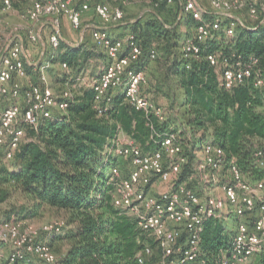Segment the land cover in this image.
Masks as SVG:
<instances>
[{"label":"built area","instance_id":"obj_1","mask_svg":"<svg viewBox=\"0 0 264 264\" xmlns=\"http://www.w3.org/2000/svg\"><path fill=\"white\" fill-rule=\"evenodd\" d=\"M7 11L15 10L14 0H0ZM155 7L165 3L168 6L179 4V21L190 16L198 23L193 35L182 43L186 55L199 57L201 45L223 34L236 39L240 33H250L264 29V0H151ZM101 21V26L93 31L95 43L104 49L110 63L94 82L97 106L101 114L107 111L115 97V92L124 88L130 105L146 114L155 113L163 119L160 110L143 92L147 83L145 70L140 66L144 51L133 36L114 37L109 26L120 24L124 19L121 9H113L105 0H32L22 17L28 22H39L44 17L65 16L75 29L82 28L83 15L91 10ZM3 20L0 19V44H2ZM14 30H17L14 29ZM40 35L30 30L26 36L16 33L0 51V146L5 148L8 160L15 157L16 151L27 139V127L37 129L39 124L52 116L54 110L66 112L72 100L69 91L57 94L47 84L44 73L41 82L28 80V50L26 40L38 43ZM54 49L61 46V30L54 24L50 36ZM156 58V53L150 55ZM209 62L220 74L221 86L227 90L243 84L255 77L257 86L264 88V73L260 58L254 54L243 55L233 52L220 56L208 54ZM64 69H69L63 63ZM27 83L24 85L23 81ZM264 112V105L262 108ZM116 156L130 161L128 174L123 175L120 166L112 169L111 182L115 185L114 206L133 217L146 235L152 236L162 252L164 262L169 264H206L202 250L206 222L212 218H228L235 215L237 231L228 251L223 252L215 264H241L255 255L264 252V181L252 182L241 171L235 161H228L226 152L219 147L207 145L203 156L195 152L194 171L186 177L191 181L194 172L205 183L222 184L230 205L227 212L222 197L203 195L196 189L181 183L189 156L175 134L160 142L156 151H146L135 142L126 145L117 143L111 149ZM257 165L264 168V148L255 153ZM229 177L225 178V174ZM165 183V189L155 194L151 189L155 181ZM231 215V216H232ZM254 215V220H244ZM231 216L229 218H231ZM64 222L45 227L44 233L62 232ZM8 246L9 264H62L55 257L52 244L39 237L38 230L23 227L14 219L0 220V263L6 255L1 247ZM153 255V249L146 245L138 255V261ZM59 262V263H58Z\"/></svg>","mask_w":264,"mask_h":264},{"label":"trees","instance_id":"obj_2","mask_svg":"<svg viewBox=\"0 0 264 264\" xmlns=\"http://www.w3.org/2000/svg\"><path fill=\"white\" fill-rule=\"evenodd\" d=\"M151 5L149 17L120 26L143 48L144 70L152 62L164 63L166 77L177 82V93L164 92L169 101L165 118L133 107L124 93L115 95L101 114L97 106L104 103L97 102L94 89L86 88L70 100L66 112L53 113L37 129L27 127L32 139L20 146L11 165L0 166V188L12 183L31 200L17 210L20 216L32 219L46 208L66 214L70 231L59 237L72 245L63 264H141L138 255L146 247L147 235L133 217L114 206L111 176L120 157L111 149L122 134L146 151L158 150L161 141L175 134L189 156L183 177L194 171L195 152L212 145L222 148L249 180L264 181V168L255 159L257 150L264 148V88L257 86L255 77L232 90L223 88L217 68L207 58L211 53L254 54L264 73V29L258 31L259 37L247 31L236 39L220 34L202 44V53L195 57L182 51L179 4ZM186 22L192 31L198 23L190 16ZM153 52L155 59L150 58ZM89 56L90 51L80 47L67 48L54 63L78 69ZM61 79L68 81L69 76H57ZM9 194L5 191L0 202ZM232 238L225 219L210 218L202 241L206 264H215L229 250ZM261 260L264 264V253Z\"/></svg>","mask_w":264,"mask_h":264},{"label":"rangeland","instance_id":"obj_3","mask_svg":"<svg viewBox=\"0 0 264 264\" xmlns=\"http://www.w3.org/2000/svg\"><path fill=\"white\" fill-rule=\"evenodd\" d=\"M17 1L14 0L15 3ZM105 1L113 9H121L124 12V19L121 22V25L122 24L126 25L129 22H135L142 17L147 18L150 16L149 12L153 11L151 0H105ZM26 3L27 2L23 0V2L19 5V7H21L22 5ZM17 7L15 5V9H17ZM93 8H94V3L92 2L90 3V9L93 10ZM87 12H90V10ZM0 19L3 20V27L6 29V31L2 33V39H3L2 44L7 43V40H6L7 34H9L8 36H13L16 33H20L21 35H23V32L33 29V25L26 23V21L24 19H21L19 15L8 14L1 1H0ZM84 25L85 24H83L82 22V28L78 29L77 31H74L76 35V41L79 39L78 35L83 30ZM116 25H117L116 30L119 31L122 26H120V24H116ZM16 28L17 30H14ZM118 31L117 33H121L120 35H122V37H127L128 34L130 33L129 30H126V29L120 30V32ZM179 31L182 33V43H184L187 40L188 38L187 36H189V31L190 33L193 34V31L187 27V22L185 19L180 23ZM254 35L255 37H259L261 33L255 32ZM2 44H0V51H1ZM50 69L51 70H49L50 72L48 73V85L52 86L55 89V92L57 94L61 93V91L62 92L69 91L71 93L72 98L78 94H81V92L83 91V88H82L83 81H78L77 78H73V77L69 78L68 81L64 79H61L60 81H58L56 72L60 70V66L55 67V68L52 66ZM145 72L147 75V83L145 84L146 86L143 85L142 90L144 93H147L150 95L153 102L154 101L158 102V100L160 99L162 101L163 98H166L164 95V92L170 95L175 94L176 90L174 87L177 84V82L175 79H169L166 77V73H165L166 69H165L164 63L160 64L158 62H152L150 63L149 68L145 69ZM64 75L65 74H63L62 76ZM36 82L40 83L41 82L40 78L38 81L36 80ZM122 93H124V88H120L117 91V95L122 94ZM176 108L177 109L181 108V104L179 101L176 104ZM53 113L55 115H58L64 112L59 111V110H54ZM119 138L122 141H124L125 135L124 134L120 135ZM30 139L32 138L30 136V131L28 129L26 141H29ZM26 141H24L23 143H25ZM203 150L204 148H200L197 151L199 158L203 156ZM12 163H13L12 160H8L6 158L5 148L0 146V166H8V165H11ZM118 166H120V168L122 169L123 175L126 176L128 174V170L131 167V164L128 159H122L120 157V160L118 161ZM194 173L195 174H194L193 180L190 181L186 176L185 177L182 176L179 178L180 182L190 185L191 187H193L194 189H196L199 193L203 195L210 194L215 197H222L226 203L227 212H229L230 210L229 200L225 192L223 191L222 184L215 185L214 183H211V182L205 183L199 179V176L197 175L196 172ZM228 177H229V174L227 173L225 174L224 179ZM165 187H166L165 183L158 180V181H155V183L152 185L151 190H154L156 194H159L165 189ZM5 191H9L10 194L8 195L5 201L0 202V220L14 219L17 223L21 224L23 227H26V228L33 227L34 229L38 230L39 237L42 240L44 241L46 240L47 242H50V243L54 241L52 242L53 243L52 250L55 253L56 259L62 262L63 258L65 257L66 253L68 252L69 248L72 245V242L70 240L62 236L59 237V234H61L62 232L66 235V233L70 231V227L67 225L66 214L60 213L51 208H46L43 211H41L37 217L32 218V219H26L20 216L17 213V210L20 209V207L23 205H29L31 201L30 198L24 195L18 188H15L14 184L12 183L6 184L2 188H0V196L3 193H5ZM230 216H228V218H224L226 221V226L228 228L231 227L233 231H237V228H238L237 217L235 215H232L231 218H229ZM244 220L252 221L254 220V215L246 216ZM59 222H64L65 224L61 233L56 234V235L53 232L49 234L44 233V229L46 226L50 227L51 225H55L56 223H59ZM146 245H149L150 247H152L153 255L146 257L144 264H169L168 261L164 262L165 259L163 258L162 252L159 250L156 240L152 236L147 235ZM1 250L4 253V255H6L5 260L2 263L9 264L7 263V260H6L9 254V251H10L9 247L3 246L1 247ZM263 253L264 252H261L255 255L248 262L241 263V264H263L261 260ZM36 263L42 264L39 261H36Z\"/></svg>","mask_w":264,"mask_h":264},{"label":"crops","instance_id":"obj_4","mask_svg":"<svg viewBox=\"0 0 264 264\" xmlns=\"http://www.w3.org/2000/svg\"><path fill=\"white\" fill-rule=\"evenodd\" d=\"M24 1L27 3L19 7V5L23 2V0H18L16 7L18 6L19 8L17 7V9H15L14 11L6 10L7 13L10 15H19L20 18L23 19L22 14L29 7L32 6V0H24ZM82 22L85 25L83 27V30L78 35L79 39L76 41V35L74 31H77V29L73 27L71 22L65 16L60 15L58 17H44L41 21L35 23L26 21V23L33 25V29L31 30L37 31V33L41 37L40 41L35 44L30 43L29 41L26 40V47L28 50V58H29L26 65L29 74L28 80H32L33 82H36V80L38 81L40 78L41 81V75L42 73H44L48 84V73L50 72L49 70H51L50 68L52 66L54 68L60 66V70L56 72L57 73L56 76H62L63 74H65L66 76H69V78L72 77L77 78L78 81H83V87H82L83 90L86 88L93 89L94 82L106 69V67L110 63V59L105 53L104 49L99 47L93 39V31L101 26V21L96 17L94 10H90V12H87L83 17ZM56 23H58L61 30V45H63V48H59V49H54L50 43V36L53 32L54 24ZM116 26L117 25L109 26L112 35L114 37L123 38L122 35H120L121 33H117L118 30H116ZM120 30L118 32H120ZM5 31L6 29L3 27L2 33H4ZM29 31L23 32V35L26 36V34ZM8 35L9 34L6 35V40H8L9 37H11ZM76 47L82 48V51H90L89 59L82 65L81 68L78 69L69 68L66 70L63 68V62L54 63V60L60 55V53H63L67 48H76ZM26 83L27 81L24 80L23 84L25 85ZM145 94L152 101L150 95L147 93ZM115 95H117V92H115ZM168 102L169 101H167V98H163L162 101L160 99L158 100V102L156 101L153 102L157 107V109L160 110L163 119L165 118V111ZM124 135H125L124 141H122L119 138L118 141L119 144L126 145L130 142H134L128 135L126 134ZM152 191L156 194L154 190ZM52 242L51 244H53Z\"/></svg>","mask_w":264,"mask_h":264}]
</instances>
